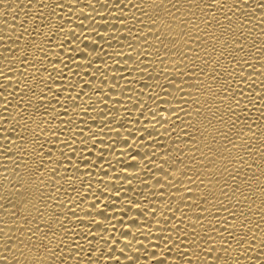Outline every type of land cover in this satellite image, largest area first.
<instances>
[{
	"label": "bare ground",
	"instance_id": "bare-ground-1",
	"mask_svg": "<svg viewBox=\"0 0 264 264\" xmlns=\"http://www.w3.org/2000/svg\"><path fill=\"white\" fill-rule=\"evenodd\" d=\"M264 0H0V264H264Z\"/></svg>",
	"mask_w": 264,
	"mask_h": 264
},
{
	"label": "snow or ice",
	"instance_id": "snow-or-ice-1",
	"mask_svg": "<svg viewBox=\"0 0 264 264\" xmlns=\"http://www.w3.org/2000/svg\"><path fill=\"white\" fill-rule=\"evenodd\" d=\"M262 8H264V5H261Z\"/></svg>",
	"mask_w": 264,
	"mask_h": 264
}]
</instances>
